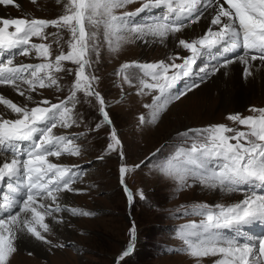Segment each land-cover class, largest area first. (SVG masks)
<instances>
[{
	"label": "snow or ice",
	"instance_id": "obj_1",
	"mask_svg": "<svg viewBox=\"0 0 264 264\" xmlns=\"http://www.w3.org/2000/svg\"><path fill=\"white\" fill-rule=\"evenodd\" d=\"M133 2L68 0L66 14L57 19H0V86L11 87L26 101L21 105L0 94V105L5 110L0 112V184L7 181L4 185L7 192L0 194V264H10L11 255L17 251V242L25 236L49 246L63 247L53 245L48 239L53 230L46 219L51 218L55 223L63 221L56 213L69 211L74 216L94 214L61 205L59 201L64 193L82 191L73 187L81 179V166L50 159L81 154L76 140L86 133L54 132V129H69L82 122L75 112L76 104L80 103L78 92L84 94L86 102H92L90 97L98 102L102 121L96 124L95 129L105 124L110 126V142L106 151L116 152L121 160L124 159L122 141L110 118L107 102L94 87L99 78L86 72L92 63L90 55L95 53L99 57L97 30L101 26L109 50L113 52L120 49L122 41L165 44L171 38L177 42L179 49L190 53L181 57L177 51L169 57L171 62H125L116 71L123 83L137 88L138 94L156 93L152 96V103L144 105L149 113L147 116L140 115L141 125L156 123L174 100H179L187 92L198 88L210 75L235 62L224 59L211 67H201L198 81L178 89L182 80L193 75L197 59L206 52L211 55L217 46L222 45L225 52L242 48L243 55L236 59L244 64L249 63V58L253 62L264 63V0H142L141 6L134 12L116 14L117 9ZM13 3L14 0H0L2 5ZM209 8L213 12L210 23L218 26L217 30L209 27L197 39L180 38L178 34H183L184 29L199 22ZM157 9L165 11L150 15L141 22L135 21L140 14ZM49 26L71 33L69 51H61L54 59L49 44L32 42L33 37L46 39L45 29ZM10 28L14 30L10 31ZM33 50L36 57L44 62L14 64L15 56L28 57ZM176 60H182V63H176ZM65 61L77 66L70 95L58 103L48 99L36 101L32 93L38 92V89L55 87L57 91L61 90L55 74L65 71L62 63ZM67 71L71 74L73 70ZM250 75L246 67L244 77ZM29 102L35 106L29 107ZM69 104L72 106L69 107ZM8 110L16 118H5ZM252 111L259 114L229 117L246 125L247 132L219 124L178 133L193 141L191 147L180 149L175 155L154 165L157 171L177 181L181 188L199 184L227 195L244 193V198L236 203L214 206L196 204L181 213L202 217L199 223L192 221L181 225L177 233L184 243L183 250L191 257H218L212 264H264V237L241 241L224 235V230H230L244 236L246 227L256 223L264 225V191H257L264 190V108ZM233 132L234 135H228ZM159 151L157 149V153ZM210 163H213L211 168ZM140 166L135 165L136 168ZM127 171V166L122 164L119 168L120 183L131 203L133 196L125 184ZM130 232L131 241L119 256L117 264L134 250L135 225Z\"/></svg>",
	"mask_w": 264,
	"mask_h": 264
},
{
	"label": "rangeland",
	"instance_id": "obj_2",
	"mask_svg": "<svg viewBox=\"0 0 264 264\" xmlns=\"http://www.w3.org/2000/svg\"><path fill=\"white\" fill-rule=\"evenodd\" d=\"M16 3L19 6L23 4L25 14L32 15L30 17L45 16L54 19L66 10L65 4L68 3V0H59V2L58 0H16ZM141 3L142 0H134L125 8L117 9L116 14L135 11L141 6ZM4 10L12 11L13 15H22V9L17 6H4ZM156 12H159V9L152 14ZM0 13L4 14L1 4ZM143 15L145 13L137 16L135 21H143L140 19ZM214 30L217 28L215 27ZM65 31V33H70L66 29ZM195 32L196 30H193V33H190L191 36L188 35L190 40L196 38ZM53 34L55 33L49 32V37L53 38ZM97 37L100 53L98 58L95 53L90 55L92 63L89 69L99 78L95 82L96 87L100 89L101 95L108 102L109 115L113 119L118 136L122 141L124 159H119L116 152L106 151L108 144H104L110 141L107 128L88 131L89 136L82 140V152L77 157L79 161L89 160L86 180H81L79 183V185L87 187L88 191L86 192L84 188V192L78 194L64 193L59 202L68 207H73L72 203L77 204L89 209L88 211L94 214L74 216L69 211L56 213L58 218H63L61 223H57V229H55L52 219L47 218L46 222L50 223L53 234L45 235H48V239L52 241L53 245L64 246L53 247L34 240L45 248H21L20 244H29L28 240L31 237L26 236L22 243H20L21 240L17 242V251L11 255L10 264H114L117 256L127 249L131 241L130 229L133 225L136 228L134 250L124 260L119 261V264H198V259L199 264H212L213 260L218 257L194 258L183 250L184 243L177 235L180 226L192 221L199 223L202 217L181 215V213L196 204L214 206L230 204L232 201L238 202L244 198V193L226 194L225 198H219L199 184L181 188L177 181L157 171L154 165L175 155L180 149L191 147L192 140L178 135L188 129L199 130L223 124L235 131H249L246 125H241L229 117L237 114L242 118L258 115V112L252 110L264 108V92L251 93L247 104L236 103L237 105H235L233 100L232 106H227L220 102L215 75H210L200 83L198 88L192 89L179 100H174L169 104L160 114L156 123L141 125L140 115L147 116L149 113L144 105L151 104L152 96L156 93L153 91L152 94H138L137 88L123 83L115 74L116 71L125 62L143 63L160 60L171 62L169 57L175 55L177 51L181 57L187 56L189 53L183 49H171L169 42L166 44L143 43L138 40L135 42L122 41L120 49L113 52L109 50L108 43L104 39L102 26L97 30ZM68 41L69 39H64L62 44L67 45ZM40 42L49 44L50 39L48 37L41 38ZM67 48L69 50V45ZM18 59L21 63H33L35 57L32 55L18 56ZM201 60L194 68L193 73L199 72L197 67L203 65L204 58ZM175 62L182 63V60ZM63 66L65 71L60 73V77L66 82H72L75 79L74 72L77 66L71 62H67ZM67 69H72L73 74H70ZM186 79L189 83V78ZM192 79L199 80L198 78ZM66 82L65 85L68 86ZM184 82L186 81H182L180 84ZM6 88L11 90L9 95L14 93L12 96L19 98L22 103L26 102L25 98L17 96L11 87L6 86ZM246 88L251 89L250 86ZM178 89L184 88L178 87ZM42 90L45 92L44 89ZM32 95L36 101H39V95H43V93L36 92ZM59 96H55V98ZM77 97L80 103L76 104L75 112L78 114L79 120L82 119L81 123L91 129L96 122L95 118L99 117L98 102L91 97L89 99L92 102H86L82 92H78ZM28 105L33 106L34 104L29 102ZM176 127H178L177 130ZM234 134V132L228 133V135ZM232 142L235 143V141ZM101 149L109 154L105 155L103 159L95 160L96 155L101 153ZM157 149H160L158 153ZM154 153H156L155 156H153ZM149 154L152 155L147 158ZM73 160L75 158L70 161L74 162ZM141 161L144 163L136 168L135 165ZM119 163L121 164L119 165ZM122 164L128 168L125 178L134 193L129 212L126 208L125 195L117 181V173ZM141 194H143V198H141ZM65 195H70V198H66ZM261 226L264 225L257 226L259 230ZM256 233L262 232L260 230ZM224 234L227 238H231L226 230H224Z\"/></svg>",
	"mask_w": 264,
	"mask_h": 264
},
{
	"label": "bare ground",
	"instance_id": "obj_3",
	"mask_svg": "<svg viewBox=\"0 0 264 264\" xmlns=\"http://www.w3.org/2000/svg\"><path fill=\"white\" fill-rule=\"evenodd\" d=\"M212 15H213L212 9L209 8L205 12L204 16L201 18V20L199 22L193 24L189 28L184 29L183 34H178V35L180 36V38L190 40L188 35H190L191 32L193 33V30H196V32H195L196 38L198 36L199 37L202 36L207 31V29L209 27H214L210 23ZM167 42H169V44L171 45V49H179L177 47V43L174 39L170 38ZM206 54H208V53L206 52ZM220 54L224 55L223 53H220ZM211 55L216 57L218 54L213 49ZM240 55H243V53H237L231 58H226V59H233L235 62L232 63L231 65H229L227 68L220 69L219 72L214 74L216 77L215 83L218 82L217 83V87H218L217 90H218V94H219L218 96H219L220 102L224 105H227V106L228 105L232 106L233 100L235 101V105L242 104V103L247 104V102H249L247 99H249V97H250L249 95L251 93H253V94L257 93V91L264 92V63H261L260 61L253 62L249 58V63L244 64V63L240 62L238 59H236ZM222 61L223 60H221L220 62H222ZM206 65H208V64H206ZM202 67H204V66H202ZM246 67L251 72V75L248 76L247 78L244 77V69ZM244 83H245V85H243ZM247 86L248 87L250 86L251 89L248 90V88H246ZM8 91L11 93V90H8ZM188 93L189 92H187V94ZM11 95H14V93ZM177 128L178 127H176L175 129L177 130ZM176 130H174V131H176ZM209 192L211 194L215 195L216 197H219V198H225L224 196L226 195V194L221 193L219 190H215V191L209 190ZM65 197L70 198V195H65ZM69 213H71V212H69ZM63 214H66V212H63ZM53 223L55 224V226H54L55 229H57V223H55V222H53ZM260 225H262V224L257 223L256 227L260 226ZM251 227H253V226H251ZM260 230L262 233H259V234L256 233V232H259ZM260 230L257 227V230H255L256 232L254 231L255 235H257V234L259 235V238L264 237V226H261ZM66 232H68V231H66ZM24 238L20 239L21 240L20 243H22V240ZM34 240H35L34 238H30L28 240V243L30 245L29 244H23V243L20 244L21 248H34V247H38L41 249L45 248L44 246L38 244L39 242L37 243Z\"/></svg>",
	"mask_w": 264,
	"mask_h": 264
}]
</instances>
